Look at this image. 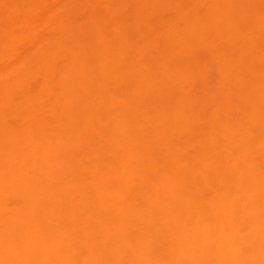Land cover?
I'll return each instance as SVG.
<instances>
[{
    "label": "bare ground",
    "instance_id": "bare-ground-1",
    "mask_svg": "<svg viewBox=\"0 0 264 264\" xmlns=\"http://www.w3.org/2000/svg\"><path fill=\"white\" fill-rule=\"evenodd\" d=\"M3 1L0 264H264V0Z\"/></svg>",
    "mask_w": 264,
    "mask_h": 264
},
{
    "label": "rangeland",
    "instance_id": "rangeland-1",
    "mask_svg": "<svg viewBox=\"0 0 264 264\" xmlns=\"http://www.w3.org/2000/svg\"><path fill=\"white\" fill-rule=\"evenodd\" d=\"M6 1H7V3H5V0H4L3 2H4L5 4H7L8 6L11 7L12 5H11V4H8V3L10 2V0H6ZM48 1H49V0H47V4H55V3H58V2H59V4H60V2H62V1H67V2H69L68 0H56L57 2H54V1H53V3H51L52 1H51V2L49 1V3H48ZM11 2H12V0H11ZM11 2H10V3H11ZM67 2H66V3H67ZM14 3H15V1H14ZM69 3H70V2H69ZM69 3H67V4H69ZM13 5H14V4H13ZM60 5H61L60 7H62V9L65 8L64 11H66V10L68 9V12H65V13H69V14L71 13V11L69 10V9L71 8V7H70L71 3H70V5H68V6H67L66 4H64V3H62V4H60ZM64 6H65V7H64ZM85 6L88 7V8H86V10L90 8L89 5H85ZM85 6H84V7H85ZM84 7H83V6L80 7L81 10H82V8H83L82 11L85 10ZM80 8H79V9H80ZM39 9H40V8H39ZM41 9H42V8H41ZM41 9H40V10H41ZM79 9H78V10H79ZM90 9H91V8H90ZM165 9H167V8H165ZM165 9L162 8L161 10H159V11H158V15H159V13H160L161 15H163V17H166V16H168V15H171V12H167V10H169V9H167L166 11H165ZM27 10L29 11V12L26 11L27 13L32 12V9H27ZM40 10H39V11H40ZM78 10H76V11H78ZM162 10H163V11H162ZM79 11H80V10H79ZM87 11H88V10H87ZM87 11H86V12H87ZM40 12H41L40 14L42 15V12H43V14H44V12H46V9H44V11H40ZM78 13H79V12H77V15H79ZM82 13H84V12H82ZM169 13H170V14H169ZM172 13H173V12H172ZM166 14H168V15H166ZM80 15H82V14H80ZM159 16H160V15H159ZM41 22L43 23V21H39V22H36V23L40 24ZM42 23H41V24H42ZM33 25H34V27H37V26H35V25H36L35 23H34ZM43 26H44V25H43ZM37 28H39V27H37ZM42 28H43V27H42ZM38 30H39V29H38ZM25 45H26V44H25ZM25 45H24V46H25ZM27 45H31V46L27 47ZM27 45H26L27 48L23 46L24 48L27 49V51H25L26 49H24L23 51L21 50L22 52L20 51L19 54H18V56H21L22 58H24V57H26V55L22 54L23 52L25 53V52H29L28 50L31 51V49H35V45H33L34 47L32 46V44H29V43H28ZM23 47H22V48H23ZM30 47H31V48H30ZM32 47H33V48H32ZM26 54H27V53H26Z\"/></svg>",
    "mask_w": 264,
    "mask_h": 264
}]
</instances>
